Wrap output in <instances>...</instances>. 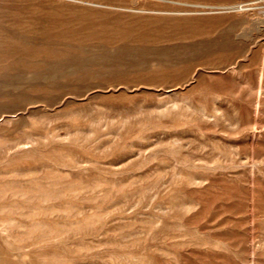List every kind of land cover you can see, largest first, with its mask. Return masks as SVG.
Masks as SVG:
<instances>
[{
  "label": "rangeland",
  "instance_id": "rangeland-1",
  "mask_svg": "<svg viewBox=\"0 0 264 264\" xmlns=\"http://www.w3.org/2000/svg\"><path fill=\"white\" fill-rule=\"evenodd\" d=\"M0 264H264V0H0Z\"/></svg>",
  "mask_w": 264,
  "mask_h": 264
}]
</instances>
